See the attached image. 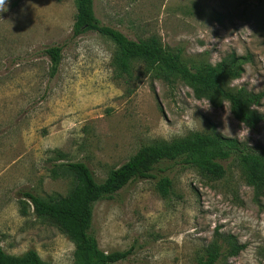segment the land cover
Masks as SVG:
<instances>
[{"label":"rangeland","instance_id":"1","mask_svg":"<svg viewBox=\"0 0 264 264\" xmlns=\"http://www.w3.org/2000/svg\"><path fill=\"white\" fill-rule=\"evenodd\" d=\"M76 1L8 0L0 11V237L8 254L36 250L51 264L55 254L74 264L73 242L32 206L23 216L19 202L22 190L45 199L70 193L74 178L55 165L85 162L102 182L142 146L211 133V124L226 137L264 144V121L246 127L228 102L181 77L167 80L141 61L121 73L110 38L73 35ZM95 13L131 39L159 38L193 70L243 58L241 74L223 85L264 91V0H95ZM53 46L63 49L55 76L44 53ZM259 109L264 115V102ZM185 112L194 114L192 128L161 138L159 121L172 124ZM166 166L168 197L157 180H139L94 204L91 232L100 250L133 248L117 264H197L211 243L234 235L246 249L218 264H264V191L248 184L239 162L226 163L222 180Z\"/></svg>","mask_w":264,"mask_h":264},{"label":"trees","instance_id":"2","mask_svg":"<svg viewBox=\"0 0 264 264\" xmlns=\"http://www.w3.org/2000/svg\"><path fill=\"white\" fill-rule=\"evenodd\" d=\"M77 15L73 35L95 31L110 38L117 46L116 67L129 75L134 61H141L148 70L161 73L167 80L181 77L199 94L219 97L230 104L233 116L250 129H257L264 121L260 107L264 102V91L251 92L245 87L236 91L223 84L226 77L237 78L242 71L243 58L232 55L217 66L193 70L183 60L181 51L167 48L159 38L131 39L126 34L103 24L95 13V0H77ZM60 46L47 48L44 53L51 59V75L55 76L62 62ZM211 133L194 132L186 138L169 144L142 146L126 163L109 172L99 182L85 162H67L54 166V172L62 170L75 180L74 187L66 197L45 199L30 191L20 192V211L28 214L32 206L36 217L56 226L74 244V264H117L133 255L130 248L125 251L105 253L100 250L92 234L94 204L117 196L131 183L139 180H157V188L163 197H168L172 180L163 175L168 166L177 164L193 168L213 180H222L227 175L226 163L238 161L244 170L247 182L258 193L264 191V144L252 145L238 138L222 135L216 125L211 124ZM58 156H62L60 153ZM27 200V201H25ZM30 202V205L29 203ZM246 249L234 235L220 236L208 247L205 256L197 264H218L224 257H237ZM0 264H51L44 261L36 250L23 255L8 254L0 237Z\"/></svg>","mask_w":264,"mask_h":264},{"label":"clouds","instance_id":"3","mask_svg":"<svg viewBox=\"0 0 264 264\" xmlns=\"http://www.w3.org/2000/svg\"><path fill=\"white\" fill-rule=\"evenodd\" d=\"M7 2L8 0H0V11H2L6 7ZM194 118V114L189 115L188 112H185L183 115L179 116L177 120L172 124H169L165 120L159 121L157 130L160 131L161 138L165 140L170 139L173 135L181 136L184 134L186 128H192ZM149 135H151V133ZM54 259L56 261V264H66L65 254H55Z\"/></svg>","mask_w":264,"mask_h":264}]
</instances>
